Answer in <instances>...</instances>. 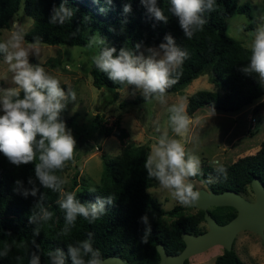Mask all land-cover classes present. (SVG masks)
Segmentation results:
<instances>
[{
    "label": "trees",
    "instance_id": "1",
    "mask_svg": "<svg viewBox=\"0 0 264 264\" xmlns=\"http://www.w3.org/2000/svg\"><path fill=\"white\" fill-rule=\"evenodd\" d=\"M61 3H66L74 15L63 25H53L49 17L53 8ZM125 3H131L130 13L123 12ZM158 6L169 17L167 24L151 16L140 0H112L111 4L106 0H0V28L21 7L32 20L31 26L23 31L26 42L83 45L88 38L99 35L105 39V46L117 49V54L121 47L136 54L138 49L135 46L138 43L158 46L170 33L177 45L187 51L188 58L175 74L176 83L168 92H179L192 78L204 72H208V81L213 84V89H197L186 96L184 103L188 116L203 104L218 112H233L264 95V85H260L254 76L240 71L249 62L250 46H244L226 32L225 18L234 11L248 13L249 5L246 2L216 0V10L204 14L207 24L190 40L183 35L177 18L169 11L170 0H158ZM54 61L60 62L58 57ZM46 62L49 63L50 59ZM89 73L91 83L97 88L104 87L109 93L107 103H112L118 89L124 85L110 80L93 61ZM61 83L67 91L66 84ZM144 100L142 94L137 93L131 99L119 101L117 105L122 108L128 103L137 104ZM263 107L264 100H260L252 106V110L258 111ZM72 118V115L61 113V119L67 126L71 125ZM92 127L102 136L115 135L121 144L120 152L114 155L100 153L101 173L93 187L73 190L78 183L74 173L65 190L76 192L81 203H96L107 196H112L114 201L105 204V215L94 223L78 217L67 236L59 235L65 223L64 212L57 204L59 194L40 187L36 196L25 198L16 190L15 182L20 180L24 187L30 188L28 178L35 179L34 164L17 167L0 153V251L5 245L11 246L8 255L0 257V264H29L31 253L37 251L34 240L39 244L41 264H50L49 251L60 248L67 253L69 244L77 245L88 238L89 232L94 234L93 247L100 250L102 257L115 254L126 264H155L159 258L156 243H161L167 253H176L183 246L181 231L198 233L205 229L200 225L204 221L202 209L195 207V211L185 212L188 206L181 203L165 209L147 190L155 182L144 168L148 145L129 139L128 131L120 124L118 115L113 117L110 125H106L104 117L95 113ZM219 166L227 169L226 177L217 173ZM62 171L56 174L61 176ZM202 173L194 178L203 181L211 190L230 188L247 196L251 192L249 182L253 176L264 186V139L253 153L241 155L231 162H220L217 166L203 164ZM91 189H95V192H90ZM41 207L54 213L52 219L31 224L30 215L37 213ZM207 211L219 223L235 214V209L230 205L210 206ZM144 214L148 215L151 225L147 243L142 242L146 225L140 218ZM163 216L170 217L168 222L162 219ZM34 229L40 231L38 236L34 235ZM184 264H187V259ZM212 264L246 263L233 248H223L221 253L215 255Z\"/></svg>",
    "mask_w": 264,
    "mask_h": 264
},
{
    "label": "clouds",
    "instance_id": "2",
    "mask_svg": "<svg viewBox=\"0 0 264 264\" xmlns=\"http://www.w3.org/2000/svg\"><path fill=\"white\" fill-rule=\"evenodd\" d=\"M106 2L111 4L112 0ZM140 3L157 21L168 23L169 17L158 6V0H140ZM170 4L169 11L177 18L183 35L189 40L207 24L204 14L216 10V0H170ZM131 11V3H125L123 12ZM73 15L66 3H61L53 8L49 22L63 25ZM94 45L102 46L92 57L102 73H106L114 83L132 86L144 99H155L161 105L167 104L168 89L176 83L175 74L188 58L187 51L177 45L170 33L158 46H148L138 55L125 47H121L117 54V49L105 46V39L99 35L90 41L89 46ZM140 47L139 43L135 46L136 49ZM0 53L8 65L13 85L0 88V153L17 167L34 164L35 179L28 178L30 188L24 187L20 180L15 182L16 190L25 198L36 196L40 187L59 194L57 204L64 212L65 220L59 235L67 236L78 217L94 223L105 215V204L114 201L112 196H107L96 203H81L76 192L65 190L68 180L56 174L75 158L77 142L61 119V113L70 101L76 100V93L70 87L65 91L60 79L40 64L30 63V56H38L39 48L36 43L26 42L23 31L14 30L0 42ZM240 71L254 76L260 85H264V26L255 29L249 62ZM167 112L173 136L164 132L158 138L146 156L144 168L148 176L181 204H193L200 198V193L194 189L191 180L203 173L200 158L190 153L185 144L191 131V119L183 101L169 105ZM216 171L227 176V169L223 166L217 167ZM90 192H95V189ZM53 215L41 207L37 213L32 212L29 222L33 225L47 222ZM140 220L146 225L142 242L147 243L151 232L149 217L144 214ZM39 234L40 231L34 229V235ZM93 235L89 232L87 239L75 246L69 244L67 253L60 248L49 251L50 264H69V261L70 264H104L100 250L93 247ZM33 244L37 251L31 253L29 264H41L39 244L35 240ZM10 251L11 246L5 245L0 257H6Z\"/></svg>",
    "mask_w": 264,
    "mask_h": 264
},
{
    "label": "rangeland",
    "instance_id": "3",
    "mask_svg": "<svg viewBox=\"0 0 264 264\" xmlns=\"http://www.w3.org/2000/svg\"><path fill=\"white\" fill-rule=\"evenodd\" d=\"M243 2L249 5L248 13L234 11L227 16L225 18L226 32L244 46H250L255 29L264 26V0H237V3ZM31 22V18L25 15L20 7L8 23L0 28V41H5L14 30L25 31L31 26ZM94 36L97 35L88 38L83 45L32 42L38 45L39 54L38 56L31 55L30 63L40 64L47 72L56 76L66 84V87H70L76 93V100L70 101L62 112L73 116L71 125L67 127L77 142L74 162L68 163L61 173V177L68 180L65 189L69 187L74 173L78 183L73 190L93 187L98 183L101 173L100 153L114 155L120 152L121 144L115 135L102 136L99 131L93 129L92 119L95 113L104 117L106 125H110L113 117L118 115L120 124L128 131L129 139L148 145V151H150L152 145L164 132H167L169 136L172 134L168 122V106L181 101L185 102L186 96L197 89H212L207 79L208 72H204L193 84L185 85L179 92H167V104L161 105L155 99L150 98L137 104L128 103L118 108L119 101L131 99L135 94L140 93L132 86L126 85L118 89L116 99L108 104L107 90L104 87L97 88L91 83L90 63L93 61L92 57L100 51V46H89ZM148 46L151 45L141 44L136 54L144 52ZM56 57L59 58V63L54 61ZM47 59H50L49 63L46 62ZM11 86H13L11 73L1 53L0 88ZM231 114H235L234 129L226 133L232 124ZM248 114L256 117L252 128L248 127ZM194 119H191V126H193H190L191 131L185 144L190 153L200 158L202 165L217 166L220 162H231L241 155L253 153L257 149L255 145L264 139V107L253 111L252 106L247 104L233 112L222 113L214 110L205 118L198 121ZM233 137L235 139L232 146L224 155L221 152L222 144L225 147ZM241 145L243 148L232 153ZM193 184L195 188H207V185L197 178L193 179ZM147 190L165 209L180 203L169 191L162 189L156 180ZM246 197L251 198L252 192H249ZM195 210V207L188 206L184 211L193 212ZM162 219L168 222L170 217L163 216ZM200 225L206 228L204 221H201ZM232 248L246 264H264V238L258 234L249 230L239 231L233 239ZM222 249L219 244L210 246L190 255L187 264H212L215 255L221 253Z\"/></svg>",
    "mask_w": 264,
    "mask_h": 264
},
{
    "label": "water",
    "instance_id": "4",
    "mask_svg": "<svg viewBox=\"0 0 264 264\" xmlns=\"http://www.w3.org/2000/svg\"><path fill=\"white\" fill-rule=\"evenodd\" d=\"M205 109H212L207 104ZM249 186L252 197L248 198L233 189L226 188L213 191L210 188H194L200 193V198L193 206L203 210V219L206 228L198 233L181 231L183 240L182 248L176 253H167L161 243L155 244L159 258L155 264H184V260L192 254L203 251L210 246L219 244L224 249H231L235 235L241 230H249L264 238V186L261 181L253 176ZM230 205L235 209V214L223 223H219L207 211L210 206ZM104 264H126L118 255L103 256Z\"/></svg>",
    "mask_w": 264,
    "mask_h": 264
},
{
    "label": "crops",
    "instance_id": "5",
    "mask_svg": "<svg viewBox=\"0 0 264 264\" xmlns=\"http://www.w3.org/2000/svg\"><path fill=\"white\" fill-rule=\"evenodd\" d=\"M202 74V73H201ZM200 77V74L199 75H197L196 77H194V78H192L191 80H190V82H188L187 84L188 85H191V84H193L196 80H197V78H199ZM204 79H205V77H204ZM207 79H208V75H207ZM205 82V81H204ZM186 84V85H187ZM209 86H212V89H213V84L210 82V85ZM260 100H264V95H262L260 98H258L257 100H255L252 104H250L251 106H253L257 101H260ZM212 111H214L213 109H205L203 106L202 107H200V108H197L194 112H193V114L191 115V116H189L192 120H193V118H195L194 119V121H198L199 119H202V118H205V117H207V116H209L211 113H212ZM222 113H228V112H222ZM231 117H232V124H231V126L228 128V130H226V133H229L230 131L232 132V130L234 129V125H235V122H234V116H235V114H231L230 115ZM193 126V125H192ZM191 126V127H192ZM247 128V127H246ZM171 136H173V133L171 134ZM237 136V135H236ZM235 136V137H236ZM235 137H233L232 138V140L230 141V142H228L227 144H226V146L225 147H223L224 146V144H222V148H221V152L224 154V155H226V153H227V149L228 148H231V146H232V142L234 141V139H235ZM255 146H257V148H258V146H259V144H256ZM219 147V146H218ZM241 148H243V145H241V147L240 146H238L235 150H233L232 151V153H235V152H237L239 149H241ZM201 156H203V155H201ZM202 158H204V156L202 157ZM216 160V159H215Z\"/></svg>",
    "mask_w": 264,
    "mask_h": 264
},
{
    "label": "built area",
    "instance_id": "6",
    "mask_svg": "<svg viewBox=\"0 0 264 264\" xmlns=\"http://www.w3.org/2000/svg\"><path fill=\"white\" fill-rule=\"evenodd\" d=\"M247 118H248V123H249L248 127L252 128L254 123H255V121H256V117L254 115H252V114H248Z\"/></svg>",
    "mask_w": 264,
    "mask_h": 264
}]
</instances>
